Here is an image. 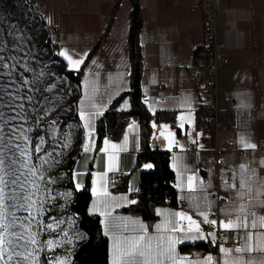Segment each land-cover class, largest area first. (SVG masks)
<instances>
[{"label": "crops", "instance_id": "1", "mask_svg": "<svg viewBox=\"0 0 264 264\" xmlns=\"http://www.w3.org/2000/svg\"><path fill=\"white\" fill-rule=\"evenodd\" d=\"M38 1L46 6L44 16L34 13L27 0H0V158L6 164L12 159L20 160V182L36 180L43 194L44 202L38 205L43 211L36 216L40 223L32 222V231L38 233L39 242L36 246L29 245V250L35 253L34 263L58 264L63 260L69 264L71 253L84 239L76 216L68 210L73 195L64 185L69 173L76 190L82 189L89 178L88 211L100 217L108 239L109 264L118 240L145 235L141 225L147 226L145 242L148 237H157L153 241L157 247L161 236L165 241L170 236L176 239L175 262L168 256H156L152 264H207L209 256L213 258L212 264H234L237 260L243 264H264V249L235 251L245 243V229L226 230V240L240 238L236 248L227 254L222 249L231 248L222 246L218 253L202 256L200 246L195 245L205 244L213 237L204 230L206 221L202 212L208 218V213L217 207L220 226L222 221L236 218L241 204L246 205L248 213L255 214L249 220L264 216V205L255 201L249 204L252 197L264 201V0H218L217 39L225 45L227 62L217 74L220 91L216 136L234 148L250 152L246 155L228 150L218 159L214 150L191 148V144L202 146L204 136L208 135L197 131L196 113L202 100L192 65L194 51L203 42L201 12L191 9L194 0H140L143 101L152 112L176 113L175 126L169 121L152 123L151 144L168 152L177 196L184 199L182 205L158 206L157 218L151 226L140 216L121 210L133 202L131 193L139 190L141 171L152 168L149 161L135 166L141 148L138 121L130 119L119 137L104 139L96 147V118L129 88L130 0ZM102 14L112 15L107 28ZM46 25L55 27V43L46 40ZM104 30L108 39L100 40ZM92 48L80 82L74 84L64 71L80 69ZM68 56L83 63L73 68ZM223 90L232 92L234 102L222 100ZM117 107L128 108V100L121 99ZM81 111L89 114L90 127H85ZM130 125L134 127L130 129ZM89 132L91 151L85 152ZM24 136L29 140L25 141ZM106 140L120 145L112 150L115 157L112 171L124 172L120 185L112 189L107 187L111 172L108 153L100 151ZM16 145L31 153L30 166L41 168L43 161L49 162L41 168L43 180L31 177L23 167L25 158L20 157ZM37 147L40 151H36ZM69 158H73L71 164ZM98 173H107L103 182L98 180ZM189 176L195 177L191 189ZM244 180L253 192L242 199L237 191H244ZM233 184L236 187H229ZM105 186L107 195H98ZM176 212L191 216L199 223L200 231L172 233L168 230L172 225L156 228L164 225L166 217L179 220L171 215ZM16 215L24 217L28 213L19 211ZM180 223L188 225L187 220ZM47 224L53 227L49 229ZM252 231L255 234L261 230ZM48 240L53 241V247H48ZM183 245L186 247L182 248ZM191 251L194 257H190Z\"/></svg>", "mask_w": 264, "mask_h": 264}, {"label": "trees", "instance_id": "2", "mask_svg": "<svg viewBox=\"0 0 264 264\" xmlns=\"http://www.w3.org/2000/svg\"><path fill=\"white\" fill-rule=\"evenodd\" d=\"M129 30L127 34V46L130 61L129 88L121 92L113 99L107 108L95 120L96 147L104 139L119 137L130 119H136L140 125L141 148L136 158L135 166L144 161H149L152 168L140 173L139 190L135 199L122 211L135 216H140L148 226H151L157 218L156 208L160 205H177V192L174 187V172L169 165V155L166 150L158 149L151 144L152 123L157 121H169L175 126L176 113L174 110L150 111L143 101L141 91L142 53L140 49L139 34L143 25L140 0H130ZM46 40H49L46 38ZM94 48V47H93ZM93 48L81 68L75 72L65 70L64 74L74 84H79L84 65L91 55ZM202 51V45L194 51V56ZM126 98L129 107L120 109L117 103ZM203 105H200L196 113V125L199 126L203 117ZM77 152L74 153L76 156ZM73 158L68 159L71 164ZM72 191V201L68 210L72 212L78 222V228L83 232L84 239L71 253L69 264H109L108 263V239L102 231L100 217L88 211L91 199L89 190V178H86L82 189L76 190L72 178L68 173V180L64 185ZM197 246H206L198 243ZM182 248L186 245L181 246ZM42 258L45 255L42 253Z\"/></svg>", "mask_w": 264, "mask_h": 264}, {"label": "snow or ice", "instance_id": "3", "mask_svg": "<svg viewBox=\"0 0 264 264\" xmlns=\"http://www.w3.org/2000/svg\"><path fill=\"white\" fill-rule=\"evenodd\" d=\"M67 55V53H64ZM68 60L73 68L79 67L83 63L82 60H73L71 56H68ZM31 99V97H29ZM80 116L85 121V127H90V116L85 111L80 112ZM134 125H130V129ZM165 128L168 126L165 125ZM183 127V125H181ZM25 141L29 140L28 136H24ZM91 132H89V143L84 144V151H91ZM105 147L100 149V151L108 153V169L109 171L114 170L113 161L115 160L112 150H117L120 145L112 144L109 141H105ZM171 146V141L170 145ZM246 147H254V145L246 144ZM19 149V155L25 158L23 167L28 169L31 177L39 176L40 180L44 179L41 172L44 164H48V161H43L41 168L35 166H30L31 153L27 148H21L20 145H16ZM36 151H40L37 147ZM13 156H15V151H13ZM20 160L12 159L7 164L4 158H0V264H8L14 258H22L24 261H29L35 258L34 251H29V245H38L37 232L32 231V222L35 221L39 225V221L36 220V216L41 214L43 209L38 207L44 202L43 194L39 183L36 180H25L23 183L19 180V166ZM145 167H151V165H146ZM243 167V166H242ZM98 180L103 182L107 173L97 174ZM194 176H189V188H194L193 181ZM26 185H29L28 190L25 191ZM79 186V185H78ZM229 187H236V185H229ZM242 188L244 191H237V195L242 199L253 192L252 186L246 181H242ZM96 191V189H94ZM98 195H107L106 186L102 187V190L97 193ZM255 201L256 204L264 205V201H260L255 197L249 200V204ZM23 211L27 212L28 215L24 217H19L16 215L17 212ZM239 213L236 215L235 219H228L226 222H221V227L225 230L228 229H245L247 230L244 236L245 243L235 249L236 252H252L254 250L264 249V216L253 218L249 220L250 216L255 217L254 213H248L246 210V205L241 204L237 209ZM172 216L178 217L179 220H171L166 217L164 225H156L159 230L162 227L168 228L169 225L172 227L168 230L172 233L177 231L191 232L193 230L199 232L200 225L196 221L192 220L191 216L186 215L184 212L172 213ZM204 216L207 223L216 224V220H207V213H201ZM182 220H187L188 225L185 227L180 223ZM47 228L51 229L52 224H47ZM145 235H147V226L141 225ZM253 229H260L261 231L253 233ZM145 235L132 236L124 238L123 241L118 240L114 245L113 250V261L112 264H152V261L156 256H168L175 262V237H168L167 241L163 236L159 237L160 246L157 247L153 244V241L157 237H148L147 242H145ZM255 239V247L253 246V241ZM48 247H53V241L48 240ZM125 245V246H122ZM17 249H23V251H17ZM223 252L230 253L232 249H222ZM6 257V259H5ZM183 260V258H181ZM213 258L211 256L207 257V264H212ZM16 264H21L20 260L16 261ZM58 264H64L63 260L58 261ZM234 264H243L242 261H234Z\"/></svg>", "mask_w": 264, "mask_h": 264}, {"label": "built area", "instance_id": "4", "mask_svg": "<svg viewBox=\"0 0 264 264\" xmlns=\"http://www.w3.org/2000/svg\"><path fill=\"white\" fill-rule=\"evenodd\" d=\"M31 5L40 11L42 16L46 13V6L38 0H27ZM191 9H198L202 16V51L193 57V67L198 79L197 89L202 100L200 105H203V117L198 126L197 131L201 133L206 132L208 135L204 136L202 146L198 144H191V148L198 150L200 147L205 149L214 150L216 158H220L225 151L234 150L238 154L249 155L248 150L234 148L231 144L217 139L216 136V122L218 115V102H219V88L217 86V74L220 67L227 62L224 55L225 45L217 39L216 17L218 13V0H194L191 4ZM105 23H109L110 14H102ZM48 28V39L55 43V27L46 25ZM102 40H107L108 35L104 30ZM222 100L228 103L234 102V96L230 90H223L221 92ZM124 172L111 171L107 176V187L112 189L117 187L122 182ZM217 195V193H213ZM136 193H131V197L135 199ZM219 199V197H217ZM184 204L183 197L177 198V205ZM220 214L218 208H214L208 213L207 220H216V224H205L204 230L207 233H212L213 237L207 242V245L200 246V255L204 256L209 252L218 253L222 246H227L231 249L236 248L240 243L238 236L230 240H226L227 231L219 225ZM190 257H194V253L190 252Z\"/></svg>", "mask_w": 264, "mask_h": 264}, {"label": "rangeland", "instance_id": "5", "mask_svg": "<svg viewBox=\"0 0 264 264\" xmlns=\"http://www.w3.org/2000/svg\"><path fill=\"white\" fill-rule=\"evenodd\" d=\"M111 14H110V20H109V23H105L106 24V27L105 28H107V26L110 24V21H111ZM103 20H104V18H102ZM105 22V21H104ZM47 31H48V28H47ZM47 31H45L46 32V36L48 37V35H47ZM103 33H104V31H102V34H100V40H102L101 38L103 37ZM106 33H107V31H106ZM108 35V34H107ZM68 180V179H67ZM17 251H23V249H20V250H17ZM30 251V250H29ZM5 259H6V257H5ZM17 260H20L21 261V264H35L34 262H35V258L34 259H32V260H29V261H24L22 258H19V257H17V258H14L12 261H9L8 262V264H16V261Z\"/></svg>", "mask_w": 264, "mask_h": 264}, {"label": "bare ground", "instance_id": "6", "mask_svg": "<svg viewBox=\"0 0 264 264\" xmlns=\"http://www.w3.org/2000/svg\"><path fill=\"white\" fill-rule=\"evenodd\" d=\"M30 4V3H29ZM30 6H31V10L34 12V13H37V14H39L40 16H42L41 14H40V11L38 10V9H36L33 5H31L30 4Z\"/></svg>", "mask_w": 264, "mask_h": 264}]
</instances>
